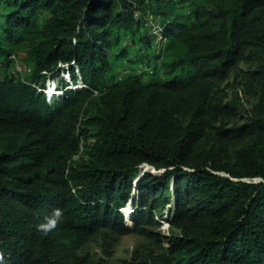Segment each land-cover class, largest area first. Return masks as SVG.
<instances>
[{"label": "trees", "instance_id": "1", "mask_svg": "<svg viewBox=\"0 0 264 264\" xmlns=\"http://www.w3.org/2000/svg\"><path fill=\"white\" fill-rule=\"evenodd\" d=\"M168 204L119 264H264V0H0V264H83Z\"/></svg>", "mask_w": 264, "mask_h": 264}, {"label": "rangeland", "instance_id": "2", "mask_svg": "<svg viewBox=\"0 0 264 264\" xmlns=\"http://www.w3.org/2000/svg\"><path fill=\"white\" fill-rule=\"evenodd\" d=\"M258 65L259 62L242 61L220 83V88L229 98L237 97L244 103L242 104L244 113L246 110L251 109L256 102V96L253 94L255 84L248 80L247 74L250 70L257 69ZM16 68L22 71L18 64ZM147 69L148 67H146ZM64 76L67 78V73ZM58 82L57 78H53V81L45 86L46 89L49 86V89H47L49 95L57 92ZM236 122H239V120ZM144 170L152 171V173L156 174L161 173V171L155 172L147 166H144ZM170 195L172 194L170 193ZM170 207V204L164 206L160 212L161 215L152 211V221L146 222L141 220L139 226H135L133 220L129 218L126 221L127 228L129 229L127 234L120 235L109 230L99 232L84 244L83 249L76 252V256L83 261V264H119L122 260H134L150 252H161L167 245L166 237L177 233V230L172 228L167 220L168 209ZM121 211L125 213L128 209L122 208ZM139 229L141 231H137Z\"/></svg>", "mask_w": 264, "mask_h": 264}, {"label": "clouds", "instance_id": "3", "mask_svg": "<svg viewBox=\"0 0 264 264\" xmlns=\"http://www.w3.org/2000/svg\"><path fill=\"white\" fill-rule=\"evenodd\" d=\"M50 83L47 82L46 85H49ZM47 89H49V86H47ZM47 89H46V92H47ZM56 94V93H55ZM125 210L128 209V207L124 208ZM127 215H129V210L125 212ZM56 216L58 217L59 216V212L56 213ZM56 224V219H49V221L46 223V224H41L39 227L47 230L51 227H54Z\"/></svg>", "mask_w": 264, "mask_h": 264}]
</instances>
